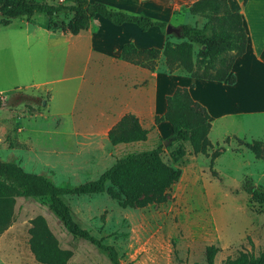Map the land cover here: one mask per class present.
Wrapping results in <instances>:
<instances>
[{
    "label": "rangeland",
    "instance_id": "1",
    "mask_svg": "<svg viewBox=\"0 0 264 264\" xmlns=\"http://www.w3.org/2000/svg\"><path fill=\"white\" fill-rule=\"evenodd\" d=\"M36 1L71 4L70 0ZM110 9L131 14L126 8ZM175 14L176 18L166 24L200 29L205 22L181 15L178 10ZM67 17L60 14L53 20L65 22ZM99 22L98 17L94 18L86 35L92 37ZM129 32L125 31V36H130ZM51 33L47 18L38 14L12 19L7 27L0 25V161L15 163L55 186L74 187L96 179L119 158L160 147L163 161L180 170V178L169 190L166 202L143 209H121L103 193L62 195L60 199L72 221L112 246L119 264H206L204 249L210 245L217 248L213 264L235 258L239 252L257 256L264 247V208L243 192L244 171L229 172L220 165L217 172L213 166L217 177L212 178L208 156L216 149L209 150L207 156L192 155L187 143L181 144L185 156L172 161L169 153L180 143L170 142L169 135L153 125L151 112L139 117L140 125L148 131L143 142L112 147L106 144L99 127L80 128L76 116L85 108L103 103L107 96L122 97L124 75L116 73L111 87L98 80L92 83L95 79L88 76L97 72L95 60L99 59L94 52L87 55L83 36L72 39L69 35L63 38L59 32ZM109 34L120 39L124 32ZM204 34L209 35L208 28ZM162 35L165 41H180L164 30ZM140 39L151 41L152 37ZM197 48L194 46L193 51ZM101 60L108 63L104 57ZM86 62L85 80L91 85H80L78 77ZM155 69L167 72L160 56ZM28 84L44 86L23 87ZM71 110L73 119L63 115ZM33 114L42 116L30 117ZM164 141L168 143L163 145ZM226 157L224 153V164H228ZM36 216L44 218L59 247L71 251L67 264H110L93 245L71 237L42 202L21 197L15 199L12 223L0 234V264H38L27 245L28 222Z\"/></svg>",
    "mask_w": 264,
    "mask_h": 264
},
{
    "label": "trees",
    "instance_id": "2",
    "mask_svg": "<svg viewBox=\"0 0 264 264\" xmlns=\"http://www.w3.org/2000/svg\"><path fill=\"white\" fill-rule=\"evenodd\" d=\"M70 5H55L36 0H0V25L7 26L12 19L30 18L35 14L47 18V29L62 35L75 36L88 28L94 17H99L113 26L134 25L141 33L152 27L161 31L167 25L163 21L152 20L144 15H134L109 9L100 2L70 0ZM245 0L243 1V3ZM193 18L204 19V25L197 29L188 25L177 27L178 43L165 41L162 49L147 48L138 50L131 43L120 46V59L123 62L153 71L158 56H162L168 73L181 70L192 79L225 82L230 85L234 77L229 73L235 59L244 53L245 34L238 12L230 11L226 0H195L186 10ZM60 14L68 16L65 22L56 23L53 18ZM209 35H205L206 29ZM197 46V51L193 47ZM153 125L168 123V140L180 145L169 153L172 161L185 156L181 146L187 143L192 155L207 156L211 147L207 133L210 128L208 113L204 107L193 101L186 88L176 87L165 96V110L153 117ZM148 131L138 119L123 115L107 132V142L111 146L143 142ZM242 144L241 141H238ZM256 159L264 163V141H253L244 145ZM216 149L208 156V170L216 178L213 161L220 154ZM180 178V170L163 161L161 148L133 153L117 159L95 180L78 186H55L46 178L23 171L19 166L0 161V234L13 221L15 199L30 198L42 202L62 227L73 238L93 245L103 252L110 264H119L115 249L92 237L79 228L71 219L68 208L61 201L62 195L105 194L121 209H143L152 204L166 202L168 192ZM242 190L251 201L264 208V190L253 187L248 179L242 183ZM27 245L34 261L38 264H67L71 251L61 249L56 238L49 231L42 216L29 220ZM217 252L214 246L204 249L205 263L213 264ZM221 264H264V247L257 256L239 252L235 258H226Z\"/></svg>",
    "mask_w": 264,
    "mask_h": 264
},
{
    "label": "crops",
    "instance_id": "3",
    "mask_svg": "<svg viewBox=\"0 0 264 264\" xmlns=\"http://www.w3.org/2000/svg\"><path fill=\"white\" fill-rule=\"evenodd\" d=\"M87 1L90 3L100 2L109 9L126 8L131 14L144 15L152 20L166 23L176 18V10L180 11L181 15L189 16L186 10L195 0ZM243 1L226 0L230 11L240 14L245 34L244 53L235 59L230 68L229 73L234 77V82L230 85L225 82L192 79L181 70L164 73L154 68L153 71H148L138 66L129 65L120 59V46L124 43H131L138 50L147 48L161 50L165 39L162 31L157 27H152L141 33L134 25L113 26L98 17L100 19L98 30L93 33L92 37L89 34L86 35V30L75 36L67 34L72 39H79L83 36L87 55L90 57V53L94 52L98 57L99 60L97 58L95 60V67H98L99 70L97 68L96 73L88 76L95 79L92 83L98 80L99 84L106 83L111 87L115 84L116 73L121 72L124 75L122 97L107 96L104 98L105 100L103 99V103L100 101L92 105L91 109L85 108L83 114L80 113L76 116L80 128L83 126L99 127L106 144H108L106 138L108 130L123 115L131 114L138 121L142 114L146 115L149 112L153 117L159 116L165 110V96L170 95L176 87L186 88L191 99L204 107L208 113L210 128L207 139L211 145L208 151L221 149L220 154L213 161L216 170L220 168V165L227 168L229 172L240 169L244 171L241 182L245 177L253 187L264 190V163L256 159L245 146L236 145H242L238 141L244 144L264 141V0H245L244 3ZM9 25L10 23L7 26ZM109 31H117L119 34L124 32V34L119 39L118 35L112 36ZM125 31H130V36H125ZM46 33L48 35L47 31ZM60 35L63 38L67 37V35ZM148 35L152 37L151 41L140 39V37ZM69 42L70 40H63V43ZM101 57L108 59V63L102 61ZM160 57L162 58L161 55ZM86 66L87 62L78 77L80 85L83 83L91 85L88 80H85ZM163 68L166 70L164 64ZM102 70H105V73H101ZM43 86L42 84H28L23 87L37 89ZM63 115H69L72 119L74 117L72 110ZM33 116H42V114H33L30 117ZM156 128L158 130L162 128L161 133L164 135L170 134V127L166 122H160ZM29 129L31 130V126ZM122 145L126 144L115 146ZM221 145L224 146V149L220 148ZM224 153L227 155L228 164H224L222 160Z\"/></svg>",
    "mask_w": 264,
    "mask_h": 264
},
{
    "label": "water",
    "instance_id": "4",
    "mask_svg": "<svg viewBox=\"0 0 264 264\" xmlns=\"http://www.w3.org/2000/svg\"><path fill=\"white\" fill-rule=\"evenodd\" d=\"M164 32L167 35H169V34L174 35V36H177L178 35V29H177V27H173V26H171L169 24H167L165 26ZM167 143H168V141H164L163 142V145H166Z\"/></svg>",
    "mask_w": 264,
    "mask_h": 264
}]
</instances>
